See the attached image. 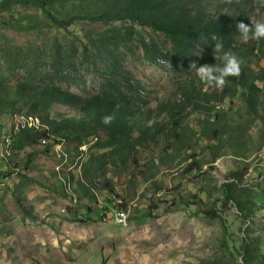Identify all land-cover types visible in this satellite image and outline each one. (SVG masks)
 <instances>
[{
	"label": "trees",
	"instance_id": "trees-1",
	"mask_svg": "<svg viewBox=\"0 0 264 264\" xmlns=\"http://www.w3.org/2000/svg\"><path fill=\"white\" fill-rule=\"evenodd\" d=\"M256 3L261 17L255 15ZM14 5L33 6L54 27L64 30L80 20L125 23L110 27L96 40L89 41L90 49L86 45L83 49L81 57L88 58L92 53L108 64L102 72L103 82L97 95L85 98L54 82L38 83L31 70L27 71L24 80L10 85L0 70V138L10 135L11 138H2V142L5 140L7 150L12 149V157L6 156L8 158L3 161L6 171L0 174L4 177L15 175L19 186L25 182L38 184L64 200L77 201L80 216L71 222L85 225L105 221L108 209L104 207L101 214L96 215L87 204L97 202V192L107 193L104 206L113 204L114 188L105 179L106 169L137 168L136 152L140 148L165 144L162 156L157 160L160 166L175 162V153L185 149L192 151L203 140L208 142L206 149L212 151L213 160L225 156L228 149L238 160H245L247 146L243 140L248 129L245 122L229 119V113L223 107L227 100H241L250 114L260 120L264 140V66L260 65L264 62V40L244 43L236 29L239 22L246 25L264 22V0H0L1 25V13ZM135 26L161 35L170 49L163 51L153 40L141 38ZM212 35H216L225 50L241 61L240 74L229 77L222 90L208 87L197 78L195 70L190 71L193 63L197 66L221 63L212 53ZM137 38L146 62L153 65H158V61L168 63L171 73L180 77L176 93L181 101H151L152 91L125 72L116 50L119 45ZM26 55L27 52L18 47L2 44L0 68L5 66L9 76L15 75L23 68ZM52 61L54 70L64 64L59 46H56ZM33 65L36 62H32ZM55 109L60 112L54 118ZM106 115L114 117L107 126L103 124ZM195 116L200 117L194 122L197 129L188 124ZM6 117L11 121L10 128L7 133H1V120ZM19 118L25 120V124L14 132ZM63 144L73 147L71 155L80 162L78 176L71 172H54V182L42 184L37 178L18 173L21 167L29 168L33 157V154H27L20 166L16 159L21 153L26 150L34 153L43 145L49 149ZM84 146H88L87 152L80 150ZM172 151L175 153L169 154ZM84 157H87L85 161ZM189 159L192 162L186 172H201L195 154ZM244 171L237 169L229 175V182L221 190L222 202L233 204L242 221L251 224L257 202L264 200V185L259 193L242 187ZM12 194L23 217L35 219L18 187ZM124 209L123 205H118L115 211ZM205 216L211 220L220 219L216 210L206 212ZM261 245L264 241L257 236L243 239L241 256L244 264H264V253L259 252Z\"/></svg>",
	"mask_w": 264,
	"mask_h": 264
},
{
	"label": "rangeland",
	"instance_id": "rangeland-1",
	"mask_svg": "<svg viewBox=\"0 0 264 264\" xmlns=\"http://www.w3.org/2000/svg\"><path fill=\"white\" fill-rule=\"evenodd\" d=\"M256 5L255 15L261 17L259 4ZM1 19L0 46H14L27 52L23 68L15 75L9 76L5 66L0 68L8 84L24 80L31 70L38 83L54 82L85 98L99 93L102 72L108 65L92 53L88 58L81 57L85 45L90 49L89 41L96 40L110 27L125 24L80 20L65 30L58 29L39 9L21 5L2 12ZM135 30L141 38L156 42L163 51L170 49L166 40L152 30L137 26ZM138 38L116 50L125 72L152 91L151 101H181L176 93L180 77L171 73L168 63L146 62ZM56 46L64 59V64L56 67L57 74L52 68ZM32 62L36 65L32 66ZM260 65L264 66V62ZM223 107L229 119L246 123L245 160L234 157L231 149L213 160L212 151L206 149L208 142L203 140L192 151L185 149L179 154L172 151L169 154H177L176 161L160 166L157 160L165 144L140 148L136 152L137 168L106 169L105 179L114 188L113 204L104 206L105 192H97V202L87 204L96 215L101 214L102 208L108 209L104 222L73 223L71 220L80 216L77 201L64 200L38 184L25 182L19 186L15 175L0 174V264H244L243 239L257 236L264 241V200L257 202L253 223L246 224L233 204H223L221 190L229 182V175L243 168L242 187L259 193L264 185L263 128L241 100H227ZM59 112L55 109L52 116L55 118ZM161 117L164 120L165 114ZM197 120L199 116L191 117L189 126L197 129L194 127ZM10 124L9 118H3L1 133H7ZM24 124L22 118L16 120L14 132ZM7 137L11 138L10 135L0 138V172L6 171L3 161L8 157H5H12V149L7 150L5 140L2 142ZM80 150L87 152L88 146ZM27 154H33L32 162L28 169L21 167L18 173L37 178L42 184L54 182V172L79 175L80 162L73 158V147L67 144L49 149L43 145L34 153L26 150L16 159L20 166ZM191 154H195L201 172H186L192 162ZM17 187L35 219L23 217L12 194ZM118 205L125 207L124 227L114 219L115 214H120L115 211ZM211 210H216L220 219H208L205 213ZM145 215L150 217L145 219ZM259 252L264 253V245Z\"/></svg>",
	"mask_w": 264,
	"mask_h": 264
},
{
	"label": "clouds",
	"instance_id": "clouds-1",
	"mask_svg": "<svg viewBox=\"0 0 264 264\" xmlns=\"http://www.w3.org/2000/svg\"><path fill=\"white\" fill-rule=\"evenodd\" d=\"M236 29L241 41L244 43H248L250 40H264V22L257 21L248 25L239 22ZM211 39L214 41L212 47L214 59L219 60L221 63L219 65L203 64L200 66L193 63L190 65V71L195 70L197 78L208 87L222 90L228 83L229 77L240 74L241 61L232 52L225 50L223 42L216 35H212ZM113 119L112 115H106L103 117V124L110 125Z\"/></svg>",
	"mask_w": 264,
	"mask_h": 264
},
{
	"label": "built area",
	"instance_id": "built-area-1",
	"mask_svg": "<svg viewBox=\"0 0 264 264\" xmlns=\"http://www.w3.org/2000/svg\"><path fill=\"white\" fill-rule=\"evenodd\" d=\"M4 144H1V146H3ZM115 222L119 225V226H123L124 227V220L122 217V211H120V214H115Z\"/></svg>",
	"mask_w": 264,
	"mask_h": 264
},
{
	"label": "bare ground",
	"instance_id": "bare-ground-1",
	"mask_svg": "<svg viewBox=\"0 0 264 264\" xmlns=\"http://www.w3.org/2000/svg\"><path fill=\"white\" fill-rule=\"evenodd\" d=\"M7 142V141H6ZM122 217H123V220H124V224H126V220H127V218H126V215H124V214H122Z\"/></svg>",
	"mask_w": 264,
	"mask_h": 264
}]
</instances>
